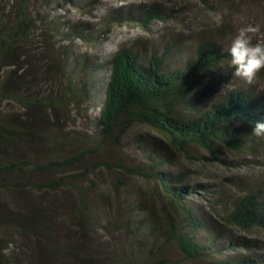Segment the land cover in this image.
Here are the masks:
<instances>
[{"label":"trees","instance_id":"obj_1","mask_svg":"<svg viewBox=\"0 0 264 264\" xmlns=\"http://www.w3.org/2000/svg\"><path fill=\"white\" fill-rule=\"evenodd\" d=\"M63 1L93 8L101 0H85L84 4L77 0ZM223 1L234 4L232 0ZM253 1L259 2L264 10V0ZM44 2L45 7L50 6L49 0ZM164 4L162 1L142 4L136 7L132 16L127 6L112 10L105 25L132 20L143 29H150L155 20H168L173 16L167 14ZM1 10L0 264H26L27 241L18 240L19 235L30 233L39 241L58 239L52 219L38 205L42 197L35 200L32 194L50 188L59 189L65 184L66 175H60L54 183L43 184L39 179L53 173L60 174L66 165L77 162L73 156L62 157L61 153L53 151L42 160L37 156L41 140L48 141L49 149L60 146L62 141L56 128L44 122L42 114H47L45 107L50 113L55 106L67 109L68 98L72 94L67 91L63 95L40 99L27 92V80L18 76L21 68L17 67L15 60L24 41L35 36L36 24L47 21V18L40 14L38 17L27 15L23 10L20 16L11 20L4 14L6 10ZM51 20L57 24L56 27L63 26L62 21ZM84 23L79 21L77 26L72 25L63 34L69 39L74 34L84 37L89 28ZM215 29L219 30V27ZM100 32L105 34L107 28L101 27ZM219 35L222 36L221 33ZM262 38L261 42H264V32ZM182 46V39L152 48L140 46L138 42L130 47L120 45L107 61L97 65L99 68L108 67L103 91L98 97L92 95L94 82L85 77L77 79L80 99H96L95 105L100 106L92 119L96 123L97 134L104 139H112L117 145L123 144L124 137L136 124L146 125L159 133L149 138L144 134L133 137L145 153L147 164L129 166L123 158L113 165L105 162L109 169L117 167L154 180L164 191L172 209L173 215L167 225L161 226L157 216L151 219L150 224L144 222L146 217L139 219V223L150 227L148 233L156 246L160 242L158 250L164 241L165 244H174L181 255L158 257L156 254L147 260V264H264V242L233 232L237 229L250 235L264 233V185L242 183L240 194L226 200L221 211L216 210L206 218L195 210L192 199L200 194L214 195L212 185L189 182L188 168L174 172L167 167L174 163L175 153L194 159L192 151L196 148L205 152L202 159L209 164L232 167L235 161L224 158L225 155L244 151L256 153V143L264 141V137L253 136L251 131L256 121L264 119V71L252 83L241 80L233 88L219 92L213 89L212 83L217 80L227 82L226 75L212 76L202 85L200 79L210 74L212 67L229 62L228 46L219 38L199 39L193 43L194 51L184 57L181 55ZM60 54L56 49L52 55L56 64L61 61ZM76 71L77 65L72 64L68 74ZM84 71L82 68L80 73ZM260 79L262 84L258 82ZM75 155L83 156V152ZM224 196L222 190L216 201H224ZM16 251L22 253V260L16 257ZM30 256L29 261H33Z\"/></svg>","mask_w":264,"mask_h":264},{"label":"rangeland","instance_id":"obj_2","mask_svg":"<svg viewBox=\"0 0 264 264\" xmlns=\"http://www.w3.org/2000/svg\"><path fill=\"white\" fill-rule=\"evenodd\" d=\"M77 1L85 3V0ZM151 1L165 3L167 14L173 16L168 20H155L150 29H143L132 20L105 25L110 11L127 6L132 16L136 7ZM49 2L50 6L45 7L44 0H0V15L3 12L1 9L6 10L4 14L11 20L20 16L23 10L27 15L38 17L40 14L47 18V21L36 24L35 36L24 41L15 60L17 67L21 68L18 76L27 80V92L40 99L49 95H63L67 91L72 94L68 98L67 109L55 106L50 113L45 107L47 114H42L44 122L56 128L62 141L60 146L49 149L48 141L41 140L37 156L42 160L53 151L61 153L62 157L73 156L77 162L66 165L60 174L53 173L39 179L43 184L54 183L60 175H66L65 184L59 189L31 193L35 200L42 197L43 200L37 203L43 207L44 214L52 219L58 239L39 241L30 233L19 235L18 240L27 241L26 264H147V260L156 254L158 257H179L181 252L174 244L163 241L158 250L160 242L156 246L148 233L150 227L139 223V219L146 217L144 222L150 224L156 216L161 226L169 223L173 213L162 188L154 180L117 167L109 169L105 165V162L113 165L121 158L129 166L147 164L149 161L145 153L133 137L144 134L149 138L159 133L146 125L136 124L124 137L122 145L102 138L97 134L96 123L92 119L100 105H95L96 99H80L77 79L85 77L94 82L92 95L98 97L103 91L108 67L99 68L97 65L107 61L122 44L130 47L138 42L140 46L152 48L161 47L170 40L182 39L184 46L181 55L184 57L194 51L193 43L199 39L219 38L229 46L238 29L246 26L254 29L248 33L251 42H261L264 32L263 6L253 0H232L234 4L224 3L223 0H101L93 8L78 7L63 0ZM217 12L221 13L219 23L214 20ZM51 19L62 21L63 26L56 27L57 24ZM79 21L88 24L85 36L74 34L71 39L66 37L63 32L69 31L72 25L77 26ZM99 27L100 30L101 27L107 28V32L101 33ZM215 27H219V30ZM56 49L61 53L59 64L53 58ZM72 64L77 65V71L69 75ZM228 65L229 62L212 67L211 73L200 79L201 85L206 84L212 76L223 74L227 76V82L214 81L213 89L224 92L233 88L241 79L232 76V69ZM82 68L85 71L80 73ZM261 80L258 82L262 84ZM81 92L86 96L83 90ZM42 107L39 106V109ZM256 144V153L244 151L237 155H225L224 158L235 161L233 167L209 164L202 159L205 152L197 148L192 151L194 159L175 153L174 163L167 167L174 172L188 168L189 182L212 185L214 195L200 194L192 199L195 210L207 218L216 210L221 211L226 200L240 194L242 183L264 185V141ZM79 152H83V156L75 155ZM222 190L224 201H216ZM233 232L264 242V233L250 235L237 229ZM15 255L22 260V253L16 251ZM30 255L33 261H29Z\"/></svg>","mask_w":264,"mask_h":264},{"label":"clouds","instance_id":"obj_3","mask_svg":"<svg viewBox=\"0 0 264 264\" xmlns=\"http://www.w3.org/2000/svg\"><path fill=\"white\" fill-rule=\"evenodd\" d=\"M214 20L219 23L221 13H215ZM252 31L254 29L250 26L238 29L227 49V55L230 58L228 66L232 69V76L246 83H252L258 74L264 71V42L253 44L248 36V33ZM251 134L264 137V119L254 123Z\"/></svg>","mask_w":264,"mask_h":264}]
</instances>
